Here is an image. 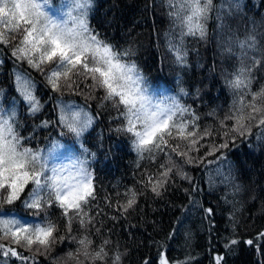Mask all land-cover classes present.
I'll return each mask as SVG.
<instances>
[{"label":"trees","instance_id":"trees-1","mask_svg":"<svg viewBox=\"0 0 264 264\" xmlns=\"http://www.w3.org/2000/svg\"><path fill=\"white\" fill-rule=\"evenodd\" d=\"M72 2L50 0L48 9L71 6ZM176 7V0L171 5L168 0H91L86 19L94 34L112 45L114 51L131 50L132 54L123 57V61L135 63L150 95L177 97L200 116L201 127L216 128L235 98L225 84V77L231 78L242 60L251 72V91L264 89V0H213L204 22L203 39L198 34L181 36L179 21L171 15ZM78 14L73 11V15ZM183 31L186 33L187 29ZM249 36L255 38V47L242 49L239 42L248 40ZM181 39L187 55L186 63L178 64L173 45L179 46ZM17 75L33 81V94L42 105L39 113L29 114L17 88ZM91 84V80H86L79 92L54 93L40 72L14 58L8 46L0 47V106L6 105L9 114L15 109L17 132L31 137L25 146L45 154L53 148L52 141L73 153L75 150L64 144L81 148L97 191L90 214L103 212L96 216L95 223L100 235L93 229L90 239L94 245L105 239L109 241L107 264H112L117 254L121 256L120 264H143L145 260L158 264L157 252L161 246L174 264L179 261L214 264L217 255L224 257L222 264H264L261 235L264 233V139L261 138L264 133L261 129L253 125L250 134H234V142L223 150L226 160L213 162L214 157L207 156L201 164L185 165L191 182L176 177L161 197L147 192L139 198L134 210L121 215L115 205L125 202L123 193L129 188L139 191L142 176L155 173L156 166L147 159V154L143 160L138 158L129 134L116 131L123 126L122 118H117L119 114L110 102L101 100L104 90L93 89ZM180 87L188 94L181 93ZM101 103L106 106L101 108ZM73 104L94 117L79 138L57 123L59 107L71 108ZM212 112L215 116L208 115ZM42 121L52 123L42 128ZM59 147L51 151L50 167L62 164L57 153ZM202 153L203 149L195 155ZM106 195L112 197L114 207L107 206ZM4 207L7 210L10 206ZM208 208L214 210L210 218L204 211ZM50 211L52 219L61 225L60 234H64L59 210ZM5 215H15L28 223L39 222L38 217L21 207L6 211ZM81 233L74 222L71 235ZM230 239L238 243L226 247V240ZM249 240L253 244H248ZM76 248L71 240L56 243L46 256H37V264H75L65 257ZM81 264H85L83 257Z\"/></svg>","mask_w":264,"mask_h":264},{"label":"snow or ice","instance_id":"snow-or-ice-1","mask_svg":"<svg viewBox=\"0 0 264 264\" xmlns=\"http://www.w3.org/2000/svg\"><path fill=\"white\" fill-rule=\"evenodd\" d=\"M90 2L73 0L70 10L64 14L66 18H63L50 13V0H0V47L8 46L14 58L40 72L54 93L64 90L79 92L86 80L92 81L91 88L104 90L101 100L110 102L119 114L117 118H122L123 126L116 131L129 134L132 150L138 158L143 160L147 154V159L156 166L155 173L142 176L139 191L129 188L123 193L125 202L115 205L121 215L134 210L139 198L147 192L161 197L176 177L191 182L192 177L185 171V165L201 164L207 156H213V162L226 160L223 150L234 142V134H250L253 125L264 133V89L251 91V72L243 60L231 78L225 77V84L235 97L230 110L216 128L201 127L200 116L189 106L181 104L177 97L156 98L149 94L135 63L123 61V57L132 54L131 50L114 51L112 45L94 34L86 19ZM168 3L171 5L173 0ZM176 4L178 7L171 15L179 21L181 36L198 34L205 38L204 22L213 7V0H176ZM73 11L79 14L73 15ZM239 45L242 49L254 48L255 38L249 36ZM173 50L176 62L186 63L183 39L179 46L173 45ZM16 82L29 114L39 113L42 105L33 94V81L17 75ZM179 91L188 94L183 87ZM105 106L100 104L101 108ZM16 115L15 109L5 114L0 106V264H10L13 260L19 264H37L38 255L46 256L56 243L66 240L77 245L75 251L66 254V260L81 264L83 257L85 264H107L109 241L105 239L100 245H94L90 239L93 229L96 235H100V228L95 227V223L96 216L103 215V212L98 210L96 216L90 214L97 191L87 161L76 158L71 166L50 167L49 155L59 147L58 142L52 141L53 148L48 154L26 147L31 137L17 132ZM208 115L215 116V112ZM93 119L82 110L61 105L57 123L79 138ZM51 123L42 121L40 127L46 128ZM261 138L264 139V134ZM201 149L203 153L195 155L201 153ZM84 152L88 149L84 148ZM104 200L108 207H114L111 196L106 195ZM5 205L10 207L6 210ZM16 207L38 217L39 222L28 223L15 215H5L6 211L12 212ZM54 208L59 210L58 219L63 221L64 234H60L61 225L52 219L50 210ZM204 211L209 218L214 215L211 208ZM111 218L116 219L115 216ZM74 222L82 230L79 236L71 235ZM173 235L174 232L170 233L169 238ZM237 243L230 239L226 240L225 246ZM247 243L251 245L253 241ZM157 257L158 264H174L163 246ZM120 260L121 256L117 254L112 264H120ZM223 260V256L217 255L214 264H222ZM143 264H152V261L145 260Z\"/></svg>","mask_w":264,"mask_h":264},{"label":"rangeland","instance_id":"rangeland-1","mask_svg":"<svg viewBox=\"0 0 264 264\" xmlns=\"http://www.w3.org/2000/svg\"><path fill=\"white\" fill-rule=\"evenodd\" d=\"M70 8H71V6L65 4L63 6H56L53 9H48V10L50 11V13L55 14L57 17L66 18V16H64V14L67 13L70 10ZM71 108L75 109V110H81V109L74 108V104L71 106ZM4 110H5V114H9V111H8L6 105L4 106ZM64 145L73 148L76 153H73V151L71 152V151L65 150L64 146H60L59 149L57 150V153L59 154V158H61V160H62V164H59L58 166L68 167L74 163L76 158L84 159L83 158L84 155L81 154V148L79 146H76V148H75L73 146H70V143L64 144ZM52 159H53V153H51V155L49 157L50 161Z\"/></svg>","mask_w":264,"mask_h":264}]
</instances>
